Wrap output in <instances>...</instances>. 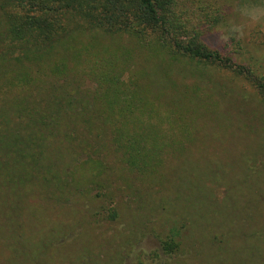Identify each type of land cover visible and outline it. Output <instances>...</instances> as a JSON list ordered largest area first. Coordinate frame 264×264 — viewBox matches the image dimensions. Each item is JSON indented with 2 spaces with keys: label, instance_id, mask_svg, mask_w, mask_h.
<instances>
[{
  "label": "rangeland",
  "instance_id": "374dc122",
  "mask_svg": "<svg viewBox=\"0 0 264 264\" xmlns=\"http://www.w3.org/2000/svg\"><path fill=\"white\" fill-rule=\"evenodd\" d=\"M192 11L206 48L264 76V0H198ZM77 41L69 52L153 53L126 36L87 31ZM168 72L153 92L191 111L161 167L138 175L108 156L93 177L95 155L53 147L49 160L60 162L45 172L58 171L64 187L0 182V264H264V102L227 70ZM95 87L79 84L83 94Z\"/></svg>",
  "mask_w": 264,
  "mask_h": 264
},
{
  "label": "trees",
  "instance_id": "16d2710c",
  "mask_svg": "<svg viewBox=\"0 0 264 264\" xmlns=\"http://www.w3.org/2000/svg\"><path fill=\"white\" fill-rule=\"evenodd\" d=\"M197 2L0 0L1 184L64 187L58 171L45 172L48 163L60 162L49 160L53 147L72 159L95 155L87 168L93 177L108 156L138 175L156 171L163 150L182 136L172 128L191 111L161 102L152 89L158 74L166 83L168 71L227 70L253 84L264 102V76L204 46L192 19ZM87 31L126 36L153 53L69 52V44ZM65 45L68 53H61ZM83 79L96 85L86 94L79 89ZM172 238L162 242L166 253L178 248Z\"/></svg>",
  "mask_w": 264,
  "mask_h": 264
}]
</instances>
